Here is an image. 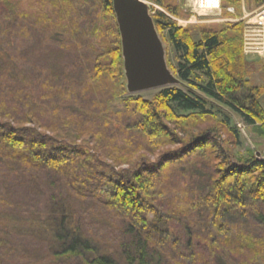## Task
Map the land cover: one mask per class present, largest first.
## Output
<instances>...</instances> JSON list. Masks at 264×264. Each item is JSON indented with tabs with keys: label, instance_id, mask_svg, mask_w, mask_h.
Returning <instances> with one entry per match:
<instances>
[{
	"label": "trees",
	"instance_id": "16d2710c",
	"mask_svg": "<svg viewBox=\"0 0 264 264\" xmlns=\"http://www.w3.org/2000/svg\"><path fill=\"white\" fill-rule=\"evenodd\" d=\"M64 2L69 13L56 28L0 0V264L6 255L12 264L25 255L28 264H264V158L234 159L218 147L213 158L157 162L119 153L123 129L148 144L182 112H225L236 141L232 111L264 128V92L248 80L241 29L194 41L157 12L158 30L182 54L186 86L142 101L126 92L112 0ZM91 8L106 17L98 42L97 20L90 32L82 26ZM199 72L206 84L191 79ZM212 131L187 142L197 157H208ZM181 187L191 195L183 207ZM10 237L26 243L11 247Z\"/></svg>",
	"mask_w": 264,
	"mask_h": 264
},
{
	"label": "rangeland",
	"instance_id": "374dc122",
	"mask_svg": "<svg viewBox=\"0 0 264 264\" xmlns=\"http://www.w3.org/2000/svg\"><path fill=\"white\" fill-rule=\"evenodd\" d=\"M21 6L23 11L28 16H40L46 19H52V21L59 26L60 23L65 22L67 18V6L64 5V0H16ZM151 2V1H150ZM165 6L158 5L154 2H151L153 5V17L156 16L157 12H163L168 15L176 26L183 31V34L187 37H190V40L197 41L201 37L203 32L213 31V32H223L225 31L228 35L236 34L235 29L232 30L234 26L237 29H241V38H243V23L241 22H230L226 21L227 19L234 18L239 19L242 16V12L252 13L256 11L263 4L258 5L255 0H244V3H239L235 9V14H229L225 10L223 12H212L205 13L202 11H197L195 7V0H163ZM245 7L242 10V7ZM73 12V11H72ZM89 17L86 18L85 23L82 20V26L86 28L87 32L91 30V24L97 20L98 26V40L100 41L102 36L106 34V17H104L99 11L98 14L94 15L93 8L89 11ZM98 16V18H97ZM42 26L41 29H45ZM166 46H167V59L170 68L179 76L178 72L180 70V63L183 62L182 54L178 52L170 40L169 30H160L159 31ZM249 65L247 67V77L248 80L254 84L259 85L264 92V63H262L258 56H248ZM193 82L196 84H206L207 78L202 73H195L191 76ZM182 87V86H181ZM162 89H152L134 94L140 96L139 98L142 101H153L158 97ZM129 95V94H128ZM131 95V96H134ZM261 101L264 105V93L261 97ZM116 105H120V101H115ZM234 118H232L233 126H236L240 131V139L236 141L234 135L229 132V129L225 127L223 122V112L216 113L214 118H199L196 115L189 112L180 113L177 119L173 118V122L169 120L167 126L170 129V132L163 138L154 137L150 144H146L143 141V137L139 133H132L129 130L125 131L124 129L121 132V146H124L123 150L119 152L125 158H147L153 162L159 161L160 158H213L210 156L211 153L216 152L219 148L220 151H224L230 158L240 159L247 158L249 152H254L256 155L259 152L264 158V128L257 126L248 125L244 118L238 113L232 111ZM263 128V129H262ZM209 130H214L211 133L212 138H214L211 144L207 147V156L198 157L192 151V147L187 143L192 135H198L202 133H207ZM214 136V137H213ZM218 147V148H217ZM217 149V150H216ZM215 158V156H214ZM183 166H173L169 173L175 177L181 176L183 172ZM127 168V165L124 166ZM170 175V176H171ZM168 188V186H167ZM168 195L165 193V198ZM164 198V199H165ZM168 199V198H167ZM167 201V200H166ZM191 201V195L189 190H185L184 187H181V190L178 192V197L175 202L178 205L186 206L187 203ZM168 204V203H166ZM1 234V233H0ZM11 241L10 246H13V243H26L23 240L16 239L15 237L9 238ZM25 245V244H24ZM16 258V257H15ZM22 260L18 259L16 263L28 264L26 259L29 258L28 255L22 257ZM6 261L12 264V261L9 258V255H6ZM23 261V262H22Z\"/></svg>",
	"mask_w": 264,
	"mask_h": 264
},
{
	"label": "water",
	"instance_id": "95a60500",
	"mask_svg": "<svg viewBox=\"0 0 264 264\" xmlns=\"http://www.w3.org/2000/svg\"><path fill=\"white\" fill-rule=\"evenodd\" d=\"M112 7L120 35L127 94L186 86L168 64L167 46L152 15L151 2L112 0ZM257 156L262 158L259 152Z\"/></svg>",
	"mask_w": 264,
	"mask_h": 264
},
{
	"label": "built area",
	"instance_id": "2783aa9c",
	"mask_svg": "<svg viewBox=\"0 0 264 264\" xmlns=\"http://www.w3.org/2000/svg\"><path fill=\"white\" fill-rule=\"evenodd\" d=\"M230 0H217L215 4L208 3V0H195L197 11L205 13L223 12L235 14L236 6L229 3ZM243 4L244 0H240ZM245 7H242L244 10ZM239 19L230 18L226 21L243 23V52L246 56H258L264 63V4L256 11L249 13L244 10Z\"/></svg>",
	"mask_w": 264,
	"mask_h": 264
},
{
	"label": "bare ground",
	"instance_id": "6f19581e",
	"mask_svg": "<svg viewBox=\"0 0 264 264\" xmlns=\"http://www.w3.org/2000/svg\"><path fill=\"white\" fill-rule=\"evenodd\" d=\"M216 2H217V0H208V3H210V4H215Z\"/></svg>",
	"mask_w": 264,
	"mask_h": 264
},
{
	"label": "crops",
	"instance_id": "0c3cea01",
	"mask_svg": "<svg viewBox=\"0 0 264 264\" xmlns=\"http://www.w3.org/2000/svg\"><path fill=\"white\" fill-rule=\"evenodd\" d=\"M246 56V55H245ZM248 57V56H247ZM248 60H249V58H248ZM260 60V59H259ZM249 61H252V60H249ZM261 61V60H260Z\"/></svg>",
	"mask_w": 264,
	"mask_h": 264
}]
</instances>
